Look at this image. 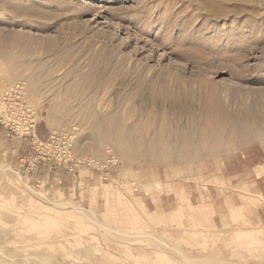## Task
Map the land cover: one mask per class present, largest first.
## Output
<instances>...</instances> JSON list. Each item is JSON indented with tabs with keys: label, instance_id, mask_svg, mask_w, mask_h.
I'll return each instance as SVG.
<instances>
[{
	"label": "rangeland",
	"instance_id": "rangeland-1",
	"mask_svg": "<svg viewBox=\"0 0 264 264\" xmlns=\"http://www.w3.org/2000/svg\"><path fill=\"white\" fill-rule=\"evenodd\" d=\"M0 166V264H264V0H0Z\"/></svg>",
	"mask_w": 264,
	"mask_h": 264
},
{
	"label": "built area",
	"instance_id": "built-area-1",
	"mask_svg": "<svg viewBox=\"0 0 264 264\" xmlns=\"http://www.w3.org/2000/svg\"><path fill=\"white\" fill-rule=\"evenodd\" d=\"M10 97L11 96L6 98V100L8 101L7 104H9V105H10L9 101L12 102V99ZM65 139H63L59 134H57V135H53L51 137V139L49 141H47L46 143H43V145L40 144L41 145V146L39 145L40 149H37V151L40 154L41 158L55 159L52 156V149L55 146H57L58 143H60L62 140H65ZM63 142H65V150H64V154H63L62 159H57L59 164H62V162H64V164L68 165V167L71 166L72 168L73 167H77L80 164L91 166L90 161H75L73 159L72 155H71V146H70V144L68 143L67 140H65ZM35 164H36V160L29 159V165L31 167L35 166Z\"/></svg>",
	"mask_w": 264,
	"mask_h": 264
},
{
	"label": "bare ground",
	"instance_id": "bare-ground-1",
	"mask_svg": "<svg viewBox=\"0 0 264 264\" xmlns=\"http://www.w3.org/2000/svg\"><path fill=\"white\" fill-rule=\"evenodd\" d=\"M253 113V112H252ZM251 112H247L246 114H245V119H247L246 121H248V122H250V123H253L254 125L257 123V121H256V118L257 117H255V115L253 116V114H252ZM255 121H256V123H255ZM253 125V126H254ZM0 169H1V166H0Z\"/></svg>",
	"mask_w": 264,
	"mask_h": 264
},
{
	"label": "crops",
	"instance_id": "crops-1",
	"mask_svg": "<svg viewBox=\"0 0 264 264\" xmlns=\"http://www.w3.org/2000/svg\"><path fill=\"white\" fill-rule=\"evenodd\" d=\"M261 195H263V197H264V191L261 193ZM246 208H247V211H249L251 208V204H247ZM260 223H261V221H260Z\"/></svg>",
	"mask_w": 264,
	"mask_h": 264
}]
</instances>
